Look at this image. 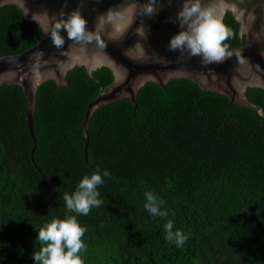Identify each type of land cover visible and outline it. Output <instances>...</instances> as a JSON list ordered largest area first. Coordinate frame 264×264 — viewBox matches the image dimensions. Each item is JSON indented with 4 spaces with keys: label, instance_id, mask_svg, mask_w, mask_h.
Returning a JSON list of instances; mask_svg holds the SVG:
<instances>
[{
    "label": "trees",
    "instance_id": "trees-1",
    "mask_svg": "<svg viewBox=\"0 0 264 264\" xmlns=\"http://www.w3.org/2000/svg\"><path fill=\"white\" fill-rule=\"evenodd\" d=\"M224 28L225 50L239 47L230 12ZM42 36L18 6L0 7V57ZM66 80L39 86L36 145L23 88L0 85V264H34L41 247L35 228L74 214L63 196L97 167L111 175L98 188L103 203L77 216L86 228L84 264H264L262 116L186 78L165 88L148 82L137 108L123 98L96 110L86 156L87 107L114 75L77 66ZM246 94L264 110V89ZM145 191L164 201L167 217L145 210ZM168 220L189 236L183 247L165 239Z\"/></svg>",
    "mask_w": 264,
    "mask_h": 264
},
{
    "label": "water",
    "instance_id": "water-1",
    "mask_svg": "<svg viewBox=\"0 0 264 264\" xmlns=\"http://www.w3.org/2000/svg\"><path fill=\"white\" fill-rule=\"evenodd\" d=\"M184 0H0V7L18 6L26 20L37 23L43 36L22 53L0 57V85L17 84L27 99V124L36 145L34 119L39 86L54 80L67 86L68 72L85 67L90 75L107 67L113 82L91 100L87 107L84 134L88 154L89 126L97 109L129 98L138 107L139 90L148 82L165 88L171 79L186 78L201 89L226 95L233 103L256 111L264 118L262 107L247 96L250 87L264 89V0H201L224 27L228 12L240 23V35L247 43L225 50L218 61L204 62L187 51H169L170 37L180 29L177 13ZM152 8L153 12L148 13ZM86 19L85 33L91 40L70 39L57 30L73 12ZM59 35L61 47L53 44ZM35 149L33 150L34 153ZM88 162V158L86 157ZM40 170V168H39Z\"/></svg>",
    "mask_w": 264,
    "mask_h": 264
},
{
    "label": "clouds",
    "instance_id": "clouds-1",
    "mask_svg": "<svg viewBox=\"0 0 264 264\" xmlns=\"http://www.w3.org/2000/svg\"><path fill=\"white\" fill-rule=\"evenodd\" d=\"M148 13L153 9L149 8ZM180 29L173 34L168 43L169 51H187L190 56H201L206 63L223 58L225 48L223 41L227 32L220 23L219 17L211 9L201 6V0H184L177 13ZM87 21L79 11H73L63 24H56L57 30L66 31L68 37L74 40H91L85 28ZM53 44L61 47L64 41L59 35L52 37ZM110 171L99 167L91 174L84 175L74 191L65 193L63 202L66 214L63 218H53L36 229V237L41 247L32 254L34 264H84L81 251L86 249L82 237L86 232L78 219V215L87 216L92 208L99 207L103 200L100 198L99 186L105 183V177ZM144 208L153 217L165 218L168 211L162 208L164 201L152 191L144 193ZM165 239L176 247H183L189 239L183 231L176 229L171 220L164 225Z\"/></svg>",
    "mask_w": 264,
    "mask_h": 264
},
{
    "label": "flooded vegetation",
    "instance_id": "flooded-vegetation-1",
    "mask_svg": "<svg viewBox=\"0 0 264 264\" xmlns=\"http://www.w3.org/2000/svg\"><path fill=\"white\" fill-rule=\"evenodd\" d=\"M236 20V19H235ZM237 21V20H236ZM238 22V21H237ZM239 23V22H238ZM239 25H240V23H239ZM239 44L242 46V45H244V44H246L247 43V40H248V37L246 36V35H244V36H241L240 35V28H239ZM227 44V43H226ZM228 45V44H227ZM231 45V44H230ZM239 45V46H240ZM237 47V46H236ZM235 49V48H234Z\"/></svg>",
    "mask_w": 264,
    "mask_h": 264
}]
</instances>
